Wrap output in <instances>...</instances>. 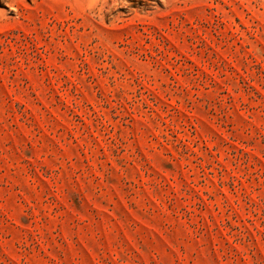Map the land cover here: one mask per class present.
<instances>
[{"label": "rangeland", "instance_id": "obj_1", "mask_svg": "<svg viewBox=\"0 0 264 264\" xmlns=\"http://www.w3.org/2000/svg\"><path fill=\"white\" fill-rule=\"evenodd\" d=\"M0 264H264V0H0Z\"/></svg>", "mask_w": 264, "mask_h": 264}]
</instances>
